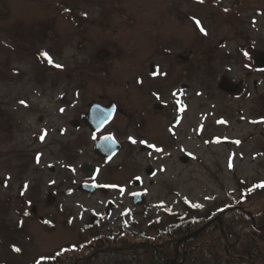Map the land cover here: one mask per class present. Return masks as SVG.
<instances>
[{"label": "rangeland", "instance_id": "rangeland-1", "mask_svg": "<svg viewBox=\"0 0 264 264\" xmlns=\"http://www.w3.org/2000/svg\"><path fill=\"white\" fill-rule=\"evenodd\" d=\"M94 104L117 106L98 133ZM261 121L264 0H0V264L122 231L152 242L231 207L248 242L245 224L264 230Z\"/></svg>", "mask_w": 264, "mask_h": 264}, {"label": "trees", "instance_id": "trees-1", "mask_svg": "<svg viewBox=\"0 0 264 264\" xmlns=\"http://www.w3.org/2000/svg\"><path fill=\"white\" fill-rule=\"evenodd\" d=\"M235 213L236 210L232 207L223 209L217 214L221 216L220 223H211L205 231L180 244L181 238L195 234L197 229L202 227L205 216L198 219L188 218L178 227L179 230L166 232L161 236L172 238L174 241L157 242L162 240L159 236L154 238L156 241L150 238L147 240L152 242L131 244L122 238L123 233L133 238H136V235L122 231L121 234L110 235V240H107L110 238L108 236H99L94 239V243L82 244V249L78 245L63 249L51 257L39 260V264H69L68 261H72V264H264V230L245 224V229L251 230L243 234L248 242L241 243V239L235 237V223L241 222L245 215ZM211 218L209 215L207 219ZM210 238L212 240L208 243ZM121 242L124 244L117 246ZM91 246H96L91 257L83 258L77 255ZM180 247L184 251L183 256L177 251Z\"/></svg>", "mask_w": 264, "mask_h": 264}, {"label": "water", "instance_id": "water-1", "mask_svg": "<svg viewBox=\"0 0 264 264\" xmlns=\"http://www.w3.org/2000/svg\"><path fill=\"white\" fill-rule=\"evenodd\" d=\"M116 111V105H112L110 107H102L101 105L94 104L90 108L89 113L87 115H84V119L85 122H87V124L90 126L92 132L97 133L103 130L106 125L112 122L115 117ZM108 137H111V139H107ZM95 149L98 155H100L104 159H107L117 155V152L120 149V144L112 135H106V137H103L96 142ZM92 172L93 168L91 166L85 167L84 173L91 174ZM81 189L83 191L92 192L96 190V186L94 184L86 183L82 185ZM134 197L135 204H138L143 200V197H141L140 193H136ZM214 221H219V218L210 220L209 223L203 225L195 234H189L186 237L181 238L179 244L189 237L197 236L199 233L205 231Z\"/></svg>", "mask_w": 264, "mask_h": 264}, {"label": "snow or ice", "instance_id": "snow-or-ice-1", "mask_svg": "<svg viewBox=\"0 0 264 264\" xmlns=\"http://www.w3.org/2000/svg\"><path fill=\"white\" fill-rule=\"evenodd\" d=\"M197 2L203 3L204 0H197ZM225 11H227V9H225ZM196 23H197V25H200V21L197 20ZM200 31L203 32L205 35H207V33H206V31H205V29L203 27H200ZM43 55L45 56L46 59H48L49 63H52L51 57H49L47 53H43ZM57 67H60V66L57 65ZM20 103L22 105H24L25 107H27V104H26L25 101L21 100ZM61 111H64V110L61 109ZM261 122H264V121H261ZM219 123H225V121L221 120V121H219ZM44 135H46V132L44 133ZM44 135H41V137H40L41 140L44 139ZM107 139H111V137H108ZM217 142H219V141H217ZM132 143H136V141L135 140H132ZM142 143H144V142L142 141ZM235 143L239 144L240 141H235ZM149 146L150 147H154L153 145H149ZM155 150L157 152L163 151V149H160V148H156ZM37 162H39V157H37ZM229 167H232L231 162L229 163ZM257 187H264V184L257 185ZM193 206L194 207H201L200 205H193ZM25 214L27 215V213H25ZM45 223H48V221H45ZM14 251L20 252L21 250L19 248H14ZM37 264H39V261L37 262Z\"/></svg>", "mask_w": 264, "mask_h": 264}]
</instances>
